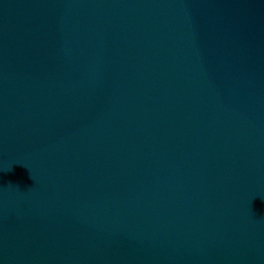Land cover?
<instances>
[{
	"label": "water",
	"instance_id": "1",
	"mask_svg": "<svg viewBox=\"0 0 264 264\" xmlns=\"http://www.w3.org/2000/svg\"><path fill=\"white\" fill-rule=\"evenodd\" d=\"M0 264H264V0H0Z\"/></svg>",
	"mask_w": 264,
	"mask_h": 264
}]
</instances>
